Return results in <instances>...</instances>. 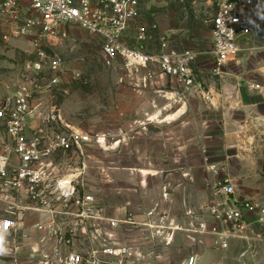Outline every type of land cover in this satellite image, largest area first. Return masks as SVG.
Wrapping results in <instances>:
<instances>
[{
	"label": "built area",
	"instance_id": "2783aa9c",
	"mask_svg": "<svg viewBox=\"0 0 264 264\" xmlns=\"http://www.w3.org/2000/svg\"><path fill=\"white\" fill-rule=\"evenodd\" d=\"M139 12L140 0H0L2 40L27 39L33 49L20 83L0 101L4 136L0 144V202L7 207L0 214V235L23 230L26 215L22 211L35 214L32 228L44 249L39 252V264H148L132 247L108 244L99 225L90 239L98 245L83 252L74 249L75 241L85 234L87 222L107 220L110 228L119 224L102 216L95 197L85 189L84 165L55 168L49 163L59 152L83 154L82 146L91 139L69 128L52 136L42 131L28 134L26 118L32 95L56 88L65 73L61 56L48 55L45 49L65 34L67 26L77 25L99 39L107 64L119 62L130 72L143 71L145 82L158 71L178 84L183 94L189 96L195 90L214 106L196 66L201 53L194 47L174 48L163 34L159 44L152 45V33L158 27L140 23ZM210 26V72L212 77L223 79L227 68L237 62L240 43L252 34L264 33V7L259 0H218ZM250 89L264 94L260 84H252ZM206 169L210 172L215 167ZM205 182L210 197L196 233L212 237L215 247L225 251L232 241L244 243V253L264 244V205L240 201L227 179L222 183L207 178ZM185 264H195V257H189Z\"/></svg>",
	"mask_w": 264,
	"mask_h": 264
},
{
	"label": "rangeland",
	"instance_id": "374dc122",
	"mask_svg": "<svg viewBox=\"0 0 264 264\" xmlns=\"http://www.w3.org/2000/svg\"><path fill=\"white\" fill-rule=\"evenodd\" d=\"M217 2L140 0L138 21L158 27L152 33V45H158L160 34H163L171 41H184L203 53L206 70L199 78L205 90L210 85L219 87L225 81L240 83L238 77L251 85L264 86V33L252 34L245 39L249 43L243 45L240 55H251L253 59L242 64V72L239 73L240 68L234 62L227 68L226 77H212L208 55L211 47L210 19ZM259 2L264 7V0ZM162 24L165 30L159 29ZM45 51L48 55L61 56L65 73L56 88L32 95L31 110L26 118L28 134L42 131L52 136L69 128L88 135L91 142L82 146L83 154L59 152L55 160L62 166L84 165L86 170L82 180L85 189L103 204L110 216L115 217L117 199L121 204L128 199L133 203L138 202L141 190L137 184L145 179V167L158 168L165 158L168 159L167 164H172L169 156L175 158L177 152L182 154L187 147L192 148L189 146L194 136L192 134L198 130L192 126L194 117L190 113L179 117L181 100L164 92L170 89L169 83L168 87L163 83L146 87L142 71L130 72L119 62L107 64L101 53V41L77 25L67 26L65 34H60ZM32 53L29 40L14 38L6 43L0 36V101L18 86L21 72L25 63L32 58ZM42 83H46V80ZM191 94L205 106L206 103L210 104L207 99L198 96L195 90ZM185 119L191 125L184 129L181 123ZM3 140L0 124V144ZM196 150L198 152L200 149ZM199 152L203 155L202 150ZM200 160L204 162L202 180L205 182L208 178L223 183L225 177L220 169L214 166L215 170L208 172L205 169L207 162L202 157ZM170 171L165 174L167 180H178V174ZM4 209H7L6 205L0 202V214ZM125 212V220H120L122 222L111 234L122 246H130L135 231L123 223L129 217V213ZM21 213L26 214L23 211ZM26 215L27 226L20 234L0 235V264H39L41 261L40 253L36 252V245L30 239L31 234L22 235L25 230L31 232L32 217ZM136 232L142 235L144 231L139 227ZM152 243L161 254H171L160 245L158 239Z\"/></svg>",
	"mask_w": 264,
	"mask_h": 264
},
{
	"label": "crops",
	"instance_id": "0c3cea01",
	"mask_svg": "<svg viewBox=\"0 0 264 264\" xmlns=\"http://www.w3.org/2000/svg\"><path fill=\"white\" fill-rule=\"evenodd\" d=\"M161 28L165 30L166 27L162 24L159 29ZM170 42L177 49L191 47L178 39ZM248 43L243 40L240 51ZM204 59L203 53L200 54L196 64L202 74L206 70ZM252 59L251 55L239 53L236 65L240 68L239 73L242 72V64ZM142 76L145 79L146 74L143 71ZM238 82L240 83L225 81L219 87L210 85L209 93L214 106L207 103L205 106L200 100L194 99L193 94H183L178 84L158 71H155L152 79L145 82L146 87L155 83H163L168 87L169 83L170 89L164 92L181 100L179 117L188 116L190 113L194 117L192 126L198 128L197 133L193 131L192 134L194 136L189 144L192 148L187 147L182 154L177 152L175 158L169 156L172 164H167L168 159L165 158L158 168L145 167V179L137 184L141 190L138 202L133 203L128 199L121 204L117 199L114 209L116 216L112 217L103 204L96 200L102 209V216L106 219L119 221L120 224V220L126 218L125 210L129 213L127 221L123 223L130 225L135 231L130 247L140 252L148 264H185L193 256L195 264H264V244L259 245L254 252L244 253L246 245L240 241H232L229 250H219L212 237H200L195 231L198 219L205 217L204 212L200 215V210L210 197L202 180L204 162L200 157L207 162L205 169L216 166L225 179L231 181L240 201L254 200L264 205V94L251 90L250 82L239 77ZM217 102L220 104L216 106ZM187 120L181 123L184 129L191 125ZM197 148L202 150L203 155L200 150L197 152ZM49 163L55 168L61 166L56 163L55 156ZM168 171L178 174V180H167L165 174ZM26 214L32 217L31 232L27 233L25 230L24 233L31 234L33 245H36L38 252H42L43 244H38V236L32 228L36 215L30 212ZM119 224L110 228L107 220L87 222L85 234L75 241L74 249L83 252L98 245V242H90L94 235L93 229L98 225L102 238L108 244L122 246L111 234ZM25 226L26 217L23 228ZM139 227L144 231L142 235L136 232ZM154 239H158L160 245L171 254L165 255L157 251V246L152 243ZM50 246L47 244V249ZM184 251L186 252L182 253Z\"/></svg>",
	"mask_w": 264,
	"mask_h": 264
}]
</instances>
